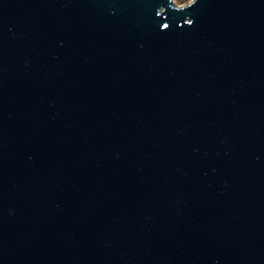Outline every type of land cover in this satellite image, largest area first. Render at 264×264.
Here are the masks:
<instances>
[{
    "label": "water",
    "instance_id": "water-1",
    "mask_svg": "<svg viewBox=\"0 0 264 264\" xmlns=\"http://www.w3.org/2000/svg\"><path fill=\"white\" fill-rule=\"evenodd\" d=\"M0 264H264V0H0Z\"/></svg>",
    "mask_w": 264,
    "mask_h": 264
},
{
    "label": "rangeland",
    "instance_id": "rangeland-1",
    "mask_svg": "<svg viewBox=\"0 0 264 264\" xmlns=\"http://www.w3.org/2000/svg\"><path fill=\"white\" fill-rule=\"evenodd\" d=\"M193 0H175L177 6L187 5Z\"/></svg>",
    "mask_w": 264,
    "mask_h": 264
}]
</instances>
